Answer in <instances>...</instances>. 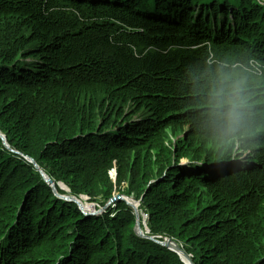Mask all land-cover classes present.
<instances>
[{"label":"trees","instance_id":"1","mask_svg":"<svg viewBox=\"0 0 264 264\" xmlns=\"http://www.w3.org/2000/svg\"><path fill=\"white\" fill-rule=\"evenodd\" d=\"M225 73L251 97L232 134L209 107ZM172 124H189L190 140L236 137L220 152L237 161L221 167L187 138L162 145ZM0 131L17 150L0 149V264H182L135 233L128 205L95 225L20 153L57 190L62 181L102 206L117 168L146 187L151 233L175 238L194 264H264V0H0ZM188 151L197 156L181 166ZM14 186L24 195L5 207ZM38 199L82 224L60 241L57 207L35 218Z\"/></svg>","mask_w":264,"mask_h":264},{"label":"rangeland","instance_id":"2","mask_svg":"<svg viewBox=\"0 0 264 264\" xmlns=\"http://www.w3.org/2000/svg\"><path fill=\"white\" fill-rule=\"evenodd\" d=\"M229 21H231V20H229ZM139 115H141V113H139L137 116L139 117ZM189 128H190L189 124H187V125L172 124V125L168 126L167 128L164 129L162 137H161L162 145L163 144L168 145V144H172V142H177V140L179 138H185V139L187 138L188 142H189L188 146H192V149L204 147L203 150H207V151L209 150L208 151L209 153L213 154V152H218L214 155V161L219 162L218 164L221 167H229L237 161L236 159H233L232 161H228L227 160L228 156H225V155H223V152H220L221 147L223 145H227V147H230L233 144H235V142H236V145H240V142H238V139L236 137H232L230 139L229 137L209 138V137H203V136L202 137H194L193 136V137H191V140H190L189 136H191V135L188 136V133L190 132ZM0 134L5 135L1 131H0ZM163 142H165V143H163ZM7 148L9 150H11L12 152H14L15 154L17 153V150L11 146L8 139L3 142V140L0 138V149H7ZM158 151H159V148L156 149L155 152H158ZM248 154L250 155V151L248 149H246L244 155H248ZM19 155H21L23 158L27 159L26 155H23L22 153H20ZM202 155L205 157V154H202ZM220 155H223V160H217L216 159V157L220 156ZM196 156H197V154L195 152L188 151V153L184 156V158L182 157V159H181V163H180L181 166L183 164L186 165V163H188L189 159L194 160ZM251 157H252V155H251ZM238 161H243V157L240 158ZM116 167H118V168L120 167V169H122L123 166L117 164ZM175 169H176V167L173 166L168 171L170 172V170H175ZM109 175L111 178V182H109V184L107 185L108 186L107 190L108 189L110 190L112 197L117 196V195H122V197H124L125 199H122V200L116 201V202H111V199H110L106 203L105 206L101 205L102 201L99 202L95 198L91 199L87 193H83V194L80 193V196L75 195V193L72 191L70 186L66 185L65 183L63 184L62 181L58 182V188H59V190H57L58 193L53 190V187L50 184H49V186L52 187V190H53L55 197L60 198L63 201L67 200V201H70V202L76 204L77 209H75V210H79L81 213L85 214L86 216L100 217V218L96 219L97 221L94 223L95 225L101 224L103 222V220L106 219L105 217L108 214L110 215V217L114 216L115 214L116 215L119 214V212L122 209L121 206L123 204H126L129 206L131 211L133 213H135V215H136V224H135L134 230H135V233L137 235H139L141 237L149 238V239H151L157 243L158 242L159 243L164 242L166 239H173V240H175V242L177 241L175 238L171 237L169 234H167L165 232H161V233H157V234L151 233V230L149 228V216H148L147 212H145V209L143 208L144 207L143 198H145L143 196V192H144L143 189H145L146 187L142 188L140 190V192H138L135 189H133V187L131 185H129L128 181H123V180L119 181L118 180L119 173L117 172V168L116 169L112 168L109 172ZM101 190H102L101 194H99L95 197L101 198L103 201H105L103 190L106 191V189H102V187H101ZM22 191H20V190L15 191V186L12 187L11 190H10V188H8L7 194L9 196L8 197L9 198V202H8L9 204L6 205L5 207L12 205V203L17 198L20 199V194L24 195V193ZM44 196H46V195H44ZM72 197H76L77 199H79L85 206L81 207V205L78 204L75 200H73ZM52 199H55L54 196H50L49 202ZM39 200L40 199H38L37 211L35 212V210H34L32 215L35 216V218L40 217V219L43 217L50 218L53 209H55L57 207L58 215L56 216L57 220H55V222L57 223L58 220H61V221L59 223H57V225L55 224L59 229L54 234H55V236L60 238V241H63L64 239H66V236H68V235H73L71 233L72 232L71 230L74 229V227L76 225L82 224L81 222H78V220H73V219H78V218L77 217L74 218L73 212L71 210H69L67 207H66V210L68 212L66 214H64V209H65L64 206L65 205H63L61 203L56 204L54 201L51 204L49 203V206H47L46 201L43 203V205H41V202L39 203ZM131 202L133 203V205L135 207L131 204ZM43 206H46V207H43ZM39 207H43V208L39 209ZM11 208H13V207H11ZM135 208L138 210V213H139L138 215L136 214ZM101 217H103L104 219H102ZM79 220H81V219H79ZM81 221L84 223L83 220H81ZM137 222L139 223V227H140V231H141L142 235L137 232V226H138ZM61 226H62V228H60ZM150 236L152 238H150ZM58 245L59 244L56 245L57 248L55 249L54 254L55 253H57V254L62 253L60 248L58 247ZM179 245L181 246V244H179ZM198 246L201 247L200 244H198ZM167 248H169V247H167ZM169 249H171V248H169ZM199 249L203 250V252L205 251L202 247ZM20 254H21V252H20ZM178 255H179V258L182 259V256L180 254H178ZM188 255L190 256L191 259L193 258V256L191 254H188ZM206 255L207 254L204 252V256H206ZM30 256H32V255H30ZM182 260H181L182 264H187V263H184ZM192 262H193V259H192ZM193 264H194V262H193Z\"/></svg>","mask_w":264,"mask_h":264},{"label":"clouds","instance_id":"3","mask_svg":"<svg viewBox=\"0 0 264 264\" xmlns=\"http://www.w3.org/2000/svg\"><path fill=\"white\" fill-rule=\"evenodd\" d=\"M210 104L214 122L225 133L232 134L247 125L251 97L246 79L225 73L211 92Z\"/></svg>","mask_w":264,"mask_h":264},{"label":"water","instance_id":"4","mask_svg":"<svg viewBox=\"0 0 264 264\" xmlns=\"http://www.w3.org/2000/svg\"><path fill=\"white\" fill-rule=\"evenodd\" d=\"M0 138L4 141L7 140L6 136L3 135V134H0ZM30 162H32L35 167L41 172L42 176L44 177V179L46 180V182L48 184H50L54 191L57 192V188H56V184H55V181L54 179H52L49 175H47L43 169L40 168V166L38 165V163L36 162V160H34L33 158L27 156L26 157ZM64 184V183H63ZM58 193V192H57ZM73 200H75L78 204L81 205V207H84L85 205L79 200L77 199L76 197H72ZM122 199H125L124 197H122V195H117V196H114L111 198V202H115V201H118V200H122ZM131 204L133 205V203L131 202ZM134 206V205H133ZM135 207V206H134ZM136 210V214L138 215V210L135 208ZM138 223V222H137ZM137 232L139 234L142 235L141 231H140V227H139V223H138V226H137ZM150 238H152L150 236ZM162 245L166 246V247H169L171 248L172 250H174L175 252H177L178 254H180L182 256V259L185 263L187 264H193L192 262V259L190 258V256L183 250V248L178 244L176 243L173 239H166L164 242H160Z\"/></svg>","mask_w":264,"mask_h":264}]
</instances>
